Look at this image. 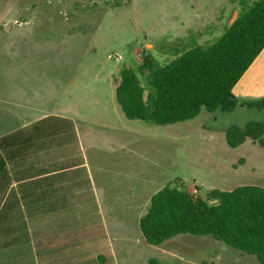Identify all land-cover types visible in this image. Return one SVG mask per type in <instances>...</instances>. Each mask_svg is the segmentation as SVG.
Instances as JSON below:
<instances>
[{"label": "rangeland", "instance_id": "obj_1", "mask_svg": "<svg viewBox=\"0 0 264 264\" xmlns=\"http://www.w3.org/2000/svg\"><path fill=\"white\" fill-rule=\"evenodd\" d=\"M253 1L0 0V97L17 83L49 101V109H70L79 129H91L84 155L116 264H260L210 236L179 234L160 246L132 240L141 237L136 217L166 185L194 197L264 187V147L246 139L230 148L225 140L232 126L264 122V109H202L193 119L158 126L126 119L115 100L121 68L147 87L138 73L144 52L164 65L194 44H210ZM59 88L63 93L55 94ZM54 94L58 104L50 102Z\"/></svg>", "mask_w": 264, "mask_h": 264}, {"label": "trees", "instance_id": "obj_2", "mask_svg": "<svg viewBox=\"0 0 264 264\" xmlns=\"http://www.w3.org/2000/svg\"><path fill=\"white\" fill-rule=\"evenodd\" d=\"M262 50L264 0H255L243 7L223 34L210 44H194L164 65L144 52L138 73L146 77L147 87L131 68H121L115 100L126 119L158 126L193 119L202 109L210 113L232 112L238 107L264 109V97L238 99L232 93ZM246 139L264 147V122L232 126L225 132L230 148L241 146ZM76 142L71 120L56 116L40 119L26 130L0 137V174H5L6 165L23 158L25 153L35 155L41 150ZM9 178L0 177V182L6 180L4 184H8ZM11 195H14L12 189L5 199L0 198V264H27L24 259L34 254L38 263L43 264L39 257L43 249L56 253L77 245H80V250H75L79 261L71 264H114L106 247V251L93 247L104 236L98 215L75 212L64 218L60 216L55 220L66 228L54 231L58 236L49 233L44 238L40 231L30 228L22 198L12 202ZM6 223H14V228L3 227ZM138 226L144 241L153 246H160L179 234L210 236L264 264V187L212 189L205 197H194L186 188L166 185L150 197ZM15 250L20 259L17 262H14ZM49 264L56 262L50 260ZM149 264L158 263L150 259Z\"/></svg>", "mask_w": 264, "mask_h": 264}, {"label": "crops", "instance_id": "obj_3", "mask_svg": "<svg viewBox=\"0 0 264 264\" xmlns=\"http://www.w3.org/2000/svg\"><path fill=\"white\" fill-rule=\"evenodd\" d=\"M11 86L14 87L11 90L13 93H10L9 97L8 95L0 97V133H3L0 137L26 130L45 117L56 116L73 122L77 142L41 150L35 155L27 156L25 153L23 158L7 164V172L3 175L1 173L0 177L10 178L8 184H4L6 180L0 182V198L5 199L11 189L14 194L11 195L12 202L19 197L22 198L23 212L27 216L30 228L32 231H40V235L44 238L49 236V233L58 236L59 234L54 231L66 228L62 225L63 223L55 220L60 216L64 218L75 212L85 216L98 215L101 218L104 236L97 240L93 247L94 249L99 247L105 251L107 249L112 256L113 263L116 264L112 243L106 232L97 186L84 155V147L92 140L93 132L88 127L79 129L73 115L69 114L70 109H64L66 108L64 106L49 109V101L44 102L40 96L31 95L33 90L29 89L28 93V90L16 89L15 87H23L17 83ZM54 91H56L55 94L63 93L60 88ZM232 93L238 99L264 97V50L234 86ZM55 94L50 98V102L58 104L59 97ZM4 188H7L6 192L2 191ZM102 188L105 198L112 197L109 187L104 189L102 186ZM137 192L138 190L135 189L134 194L130 195L133 201L138 198L135 197ZM112 195H114L113 191ZM112 203H115V200H112ZM108 210L112 211L113 207L111 206V209L109 207ZM11 211L14 212V210ZM15 211L17 213V210ZM142 215L138 214L136 217L137 224ZM3 227L14 228V223H6ZM140 236V239L136 238L132 241L144 242L142 234ZM75 250L79 251L80 245L74 246L73 249L67 247L56 253H48L43 249L41 252L43 254L39 257L43 264H49L50 260H55L56 264H71L79 261V254ZM17 252L18 250L13 252L16 256L14 262L20 261L16 255ZM53 254L56 255L55 258ZM24 260L27 264H39L37 254Z\"/></svg>", "mask_w": 264, "mask_h": 264}]
</instances>
